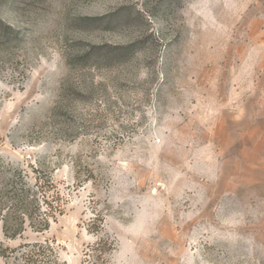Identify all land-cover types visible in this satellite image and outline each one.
<instances>
[{
    "label": "rangeland",
    "instance_id": "1",
    "mask_svg": "<svg viewBox=\"0 0 264 264\" xmlns=\"http://www.w3.org/2000/svg\"><path fill=\"white\" fill-rule=\"evenodd\" d=\"M0 157L65 264H264V0H0Z\"/></svg>",
    "mask_w": 264,
    "mask_h": 264
},
{
    "label": "trees",
    "instance_id": "2",
    "mask_svg": "<svg viewBox=\"0 0 264 264\" xmlns=\"http://www.w3.org/2000/svg\"><path fill=\"white\" fill-rule=\"evenodd\" d=\"M52 182V177H36L32 181L28 169L0 157V258L4 264H65L54 241L31 242L25 238L28 231L35 235L49 232L61 212V206H55V199L49 194L54 189ZM20 240L15 247L7 244ZM113 246V241L101 239L89 257L100 262L104 260V250L110 251Z\"/></svg>",
    "mask_w": 264,
    "mask_h": 264
}]
</instances>
